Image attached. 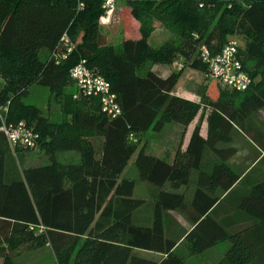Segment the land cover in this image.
Returning <instances> with one entry per match:
<instances>
[{
    "label": "trees",
    "instance_id": "trees-1",
    "mask_svg": "<svg viewBox=\"0 0 264 264\" xmlns=\"http://www.w3.org/2000/svg\"><path fill=\"white\" fill-rule=\"evenodd\" d=\"M119 2L129 7L140 27L133 38L114 44L99 22L102 0H0V107L8 106L6 122L23 121L33 129L48 157L46 165L15 174L7 166L11 149L0 131L2 264H14L21 250L45 246L52 251L53 264H187L221 242L227 246L215 264H264V178L254 175L243 184L254 168L240 179L227 164L237 153L230 145L234 128L264 152V130L251 120L264 108V0ZM156 29L172 31L179 41L150 46ZM76 30L81 32L77 44ZM65 32L74 48L62 58ZM235 34L248 42L245 56L238 47L252 79L248 89H222L213 81V89L207 85L204 93L205 134L201 124L195 125L185 150L178 148L170 162L150 153L148 132L160 133L170 123L185 130L200 105L173 94L182 69L160 77L145 69L146 64L171 65L180 59L206 72L207 79L199 49L217 53ZM81 60L110 84L120 108L116 117L76 86L75 94L68 92L75 85L69 72ZM34 85L61 99L69 119L52 121L24 103ZM141 139L134 165L149 190L148 200L133 197V179H120ZM13 150L16 155L30 151ZM65 151L76 152L79 161H58L57 153ZM192 171L198 178L188 204L178 191L189 185ZM148 205L150 224H141L136 212ZM171 211L192 228L174 229ZM222 213L228 217L224 222L219 220ZM136 250L159 257H141Z\"/></svg>",
    "mask_w": 264,
    "mask_h": 264
},
{
    "label": "rangeland",
    "instance_id": "rangeland-1",
    "mask_svg": "<svg viewBox=\"0 0 264 264\" xmlns=\"http://www.w3.org/2000/svg\"><path fill=\"white\" fill-rule=\"evenodd\" d=\"M105 34L108 37L109 42L118 44L121 39L123 38H133L136 36V32L138 31L140 27V23L133 19V17L130 14V9L128 6L123 4L122 2L117 3L116 12L113 15V18L109 24H100ZM80 34L81 32L75 31L73 34V39L75 40V44H77L80 40ZM228 39H234L238 43V47L242 53L243 56L247 53V39L243 37L242 35L235 34L230 35ZM171 41V42H178V36L175 35L172 31L164 30V29H156L154 33L151 35V37L148 40V43L152 47H158L162 43ZM190 63H185L183 60L176 59L173 64L171 65H153V64H146L145 69H152L154 71H158L161 73V71H168V70H181L182 74L179 79V85L177 87V90L180 94H184L188 96L187 98L193 99L196 103L200 105V111L193 121L194 125L201 124L204 121H206V114L207 111L205 109V105L207 104L206 100L204 99V93L205 89H207V85L209 89H213V81L209 80L206 77V72H200L197 70H193L190 68ZM179 66L181 67L180 69ZM253 67V62L247 63V68ZM256 81V79H255ZM223 89V88H222ZM68 92L76 93L75 85H72L68 87ZM213 98L214 96L211 95ZM24 103L29 105H34L36 108L40 109L41 113L45 116H47L52 121L61 122L63 119L68 118V116H65L63 114V107H62V100L56 99V95L49 91L48 89L34 85L30 87L29 93L26 97H24ZM69 119V118H68ZM251 120L253 124L258 125L257 122L260 124L261 130H264V122L261 120V116L253 113L251 116ZM173 126H179L176 123H170L167 124L166 127L161 131L160 133H153L148 132L145 137V142L147 145V150L152 153L153 155H160L159 157H165L163 155V152L159 151V149H163L164 146H169L172 144V140H177L176 134L174 133L176 130ZM232 144L231 146H234L238 149V153L233 157V159H230L228 161V165H232L235 172L239 175L240 173L244 174L246 173L247 169L251 167V165H254L256 163V151L251 146V143L245 139L236 129L232 131ZM144 140L141 139V141L137 145V150L130 158L126 169L124 170L122 175H126L128 178H137L138 179V173L134 165V161L137 155L138 150L143 146ZM174 144V143H173ZM10 147V145H9ZM11 152L7 156V166L10 170H13L14 172H20L22 169L28 168V167H36L41 165H46L48 163V157L41 151L40 145H37V147L33 150L27 151L19 154H14L13 148H11ZM73 155L74 158H72ZM57 159L58 161L62 163H77L78 162V155L74 151H65V152H59L57 153ZM71 159V160H69ZM69 160V161H68ZM254 171L250 173L246 179L243 180V184L246 181H249L251 178L253 179L254 175L256 179L260 177L258 175L259 170L264 171V163H261L258 166L253 167ZM252 168V169H253ZM15 173V174H16ZM124 175V176H125ZM240 176V175H239ZM123 177V176H121ZM192 180H195V174L191 176ZM192 181V182H193ZM143 182L138 180L137 187L135 188V195L137 197L143 196L144 193V187L141 185ZM145 184V183H144ZM193 184H190V188L188 190L187 196L190 194V191L193 189ZM149 210V205L144 207L143 209H140L136 212L137 218H142L147 216ZM40 251H32V252H25L19 257H16L15 263L21 264L24 260H26L30 256H37L42 255V258H40L39 261L36 262H44L48 263L49 257L45 253H39ZM139 255H142L145 258H154L153 255H149L148 253H145L143 251L138 252ZM195 257L188 260L187 264H199V262H194L198 258L194 259ZM202 264V263H201Z\"/></svg>",
    "mask_w": 264,
    "mask_h": 264
},
{
    "label": "built area",
    "instance_id": "built-area-1",
    "mask_svg": "<svg viewBox=\"0 0 264 264\" xmlns=\"http://www.w3.org/2000/svg\"><path fill=\"white\" fill-rule=\"evenodd\" d=\"M102 1L103 14L99 22L105 25L111 21L117 0ZM60 47L62 48V58L74 48V44L66 32L61 37ZM198 58L206 66L207 77L216 82L220 88L244 92L252 83L249 74L243 69L238 43L234 39H228L217 53H211L205 46L201 47L198 51ZM180 68L179 66L178 69ZM69 76L80 94L99 99L104 113L112 118L119 115L120 108L116 102L115 94L110 90V84L103 77L90 70L84 60L71 68ZM7 110V105L0 107V131L10 147L35 149L38 145L37 134L23 121L18 123L6 122ZM129 138L131 139L132 136L130 135Z\"/></svg>",
    "mask_w": 264,
    "mask_h": 264
},
{
    "label": "crops",
    "instance_id": "crops-1",
    "mask_svg": "<svg viewBox=\"0 0 264 264\" xmlns=\"http://www.w3.org/2000/svg\"><path fill=\"white\" fill-rule=\"evenodd\" d=\"M154 33V32H153ZM151 37V36H150ZM154 71V70H153ZM157 75H159L160 77H167L170 73H171V70H168V71H161V73H159L158 71H154ZM179 85V81H178V84L176 85L174 91H173V94L174 95H177L179 97H183V98H186V99H189V100H192L191 98H187L188 96L184 95V94H180L177 90V87ZM256 114L260 115L261 116V119H264V108L258 110L256 112ZM262 122H264V120H261ZM258 125H256L258 128H261L260 127V124L257 122ZM178 125V124H177ZM194 124L193 122L187 127L185 128V130L179 125V126H173L174 129L176 130L174 133L176 134L175 136L177 137V140L174 141L173 139L172 140V144H170L169 146H164L163 149H159L160 153L161 151L163 152V155H165V157H159L160 155H158L157 157L161 158V159H165L166 161H172V159L174 158L175 154H176V151L178 148H180L181 151H184L186 146H187V143L189 141V138H190V135L193 131V128H194ZM166 127V126H165ZM164 127V128H165ZM236 129L245 139H247L244 134L237 128H234ZM233 129V130H234ZM232 130V131H233ZM163 131V130H162ZM206 132V121H204L202 123V126H201V134L204 135ZM232 134V132H231ZM248 140V139H247ZM249 141V140H248ZM251 143V146L253 147V149H255L256 151V163L254 165H251V167H249V169H247L246 173H248L253 167L255 166H258L260 164V161L262 159H264V152H262L261 150H259L251 141H249ZM174 143V144H173ZM232 144V135H231V143L230 145ZM237 149V148H236ZM237 153H238V149H237ZM236 153V154H237ZM162 154V153H161ZM78 155V154H77ZM69 156H72V158H74L73 155H70ZM235 157V156H234ZM233 159V157L231 158ZM71 160V159H69ZM68 160V161H69ZM78 161H79V155H78ZM205 161H207L206 157H204L203 159V165L205 164ZM228 164V162H227ZM230 166V165H229ZM37 167V166H36ZM233 166L231 165L230 168L235 171L233 168ZM126 169V168H125ZM124 169V170H125ZM207 170H209V167L207 168ZM124 172V171H123ZM122 172V174H123ZM16 173V172H15ZM242 174L240 173V179L246 174ZM123 177L120 176V179L121 178H127L126 175H122ZM195 174V180L193 181L191 176ZM12 175V174H11ZM258 175L260 176V178H264V171L261 172V170H259L258 172ZM197 178H198V173L196 171H192L191 174H190V182H189V185L187 187H183L181 188L178 192L179 193H182L185 195V198H186V202L188 204H190V201L193 197V194L195 192V189H196V182H197ZM132 179V178H131ZM133 180L135 181V188L137 187V183H138V179L135 177L133 178ZM193 181V182H192ZM190 184H193V189L190 191V194L187 196V193L189 188H190ZM238 183H236L232 189H234L236 186H237ZM141 185H143L144 187V193H143V196H139L137 197L135 195V189H134V193H133V197L137 198V199H142V200H148V197H149V190L146 186V184L142 183ZM227 193H224L220 196V199H222L224 196H226ZM148 214L145 217L142 216V218H137L139 222H142L141 224H145V225H149L150 224V219H151V213L149 211H147ZM169 215L171 217V224L173 225L174 229L177 228V225L180 226V227H183L184 229H186L187 231H189L191 228H192V225L187 222L178 212L176 211H171L169 212ZM232 216H235V214H232ZM226 218H228L225 213H222L220 214L219 216V220H222L223 222L226 220ZM236 218H240L239 216H237ZM176 230H179V229H176ZM226 246L227 244L225 242H221V243H218L216 244L215 246L209 248L208 250H206L205 252H203V254H201L200 256H198L197 260L194 261V262H199V264H215L223 255V252L225 251L226 249ZM32 251H40L39 253H45L48 257H49V261L48 263H44V262H36V261H39L40 258H42V255H35V256H30L28 257L26 260H24L23 262H21V264H53L54 263V257H53V254H52V251L50 250V248L48 246H45L44 248H41V249H38V250H32ZM32 251H27V250H21L19 251V254L16 255L13 259V262L14 264L15 263V259L16 257H19L21 256L22 254H24L25 252L29 253V252H32ZM142 250H136L134 251V253L138 256H141L143 257L142 255H139L138 252H140ZM145 253H148L149 255H153V257H156L158 258L159 255H156L152 252H147V251H143ZM151 259H154V258H151ZM196 259V258H194ZM0 264H2V259L0 258Z\"/></svg>",
    "mask_w": 264,
    "mask_h": 264
}]
</instances>
